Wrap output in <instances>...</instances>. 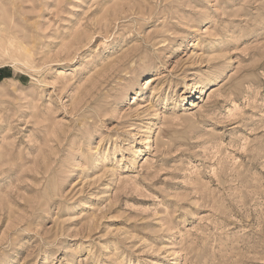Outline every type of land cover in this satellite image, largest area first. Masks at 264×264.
Instances as JSON below:
<instances>
[{
	"label": "rangeland",
	"instance_id": "obj_1",
	"mask_svg": "<svg viewBox=\"0 0 264 264\" xmlns=\"http://www.w3.org/2000/svg\"><path fill=\"white\" fill-rule=\"evenodd\" d=\"M0 264H264V0H0Z\"/></svg>",
	"mask_w": 264,
	"mask_h": 264
},
{
	"label": "bare ground",
	"instance_id": "obj_2",
	"mask_svg": "<svg viewBox=\"0 0 264 264\" xmlns=\"http://www.w3.org/2000/svg\"><path fill=\"white\" fill-rule=\"evenodd\" d=\"M7 51V50H6ZM6 51H4V52H6Z\"/></svg>",
	"mask_w": 264,
	"mask_h": 264
}]
</instances>
